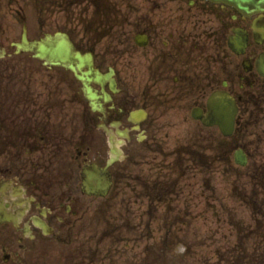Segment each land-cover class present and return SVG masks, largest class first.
Returning a JSON list of instances; mask_svg holds the SVG:
<instances>
[{"label": "flooded vegetation", "instance_id": "flooded-vegetation-1", "mask_svg": "<svg viewBox=\"0 0 264 264\" xmlns=\"http://www.w3.org/2000/svg\"><path fill=\"white\" fill-rule=\"evenodd\" d=\"M222 203L264 240V0H0V264H142Z\"/></svg>", "mask_w": 264, "mask_h": 264}, {"label": "rangeland", "instance_id": "rangeland-1", "mask_svg": "<svg viewBox=\"0 0 264 264\" xmlns=\"http://www.w3.org/2000/svg\"><path fill=\"white\" fill-rule=\"evenodd\" d=\"M241 173L245 174V171ZM232 188L231 177L222 174L219 194L231 196ZM227 201L232 202L230 198ZM223 204L217 208H206L199 221L196 215L194 223L178 225L175 222L173 238L165 240L157 236L151 253L144 251V244L153 242H143L142 264H264L262 233L251 237V240L247 237V225L257 211L261 213L260 208H255L253 213L250 208L237 203L227 207H222Z\"/></svg>", "mask_w": 264, "mask_h": 264}, {"label": "water", "instance_id": "water-1", "mask_svg": "<svg viewBox=\"0 0 264 264\" xmlns=\"http://www.w3.org/2000/svg\"><path fill=\"white\" fill-rule=\"evenodd\" d=\"M63 52V56H67V51L66 50H64V51H62Z\"/></svg>", "mask_w": 264, "mask_h": 264}]
</instances>
